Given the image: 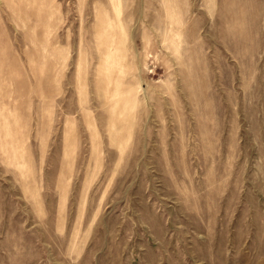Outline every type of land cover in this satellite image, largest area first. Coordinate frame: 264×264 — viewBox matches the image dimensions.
I'll return each instance as SVG.
<instances>
[{"label":"rangeland","instance_id":"1","mask_svg":"<svg viewBox=\"0 0 264 264\" xmlns=\"http://www.w3.org/2000/svg\"><path fill=\"white\" fill-rule=\"evenodd\" d=\"M0 264H264V0H0Z\"/></svg>","mask_w":264,"mask_h":264}]
</instances>
